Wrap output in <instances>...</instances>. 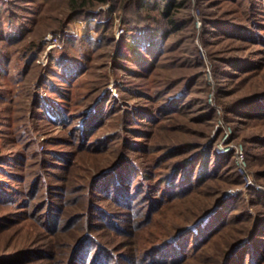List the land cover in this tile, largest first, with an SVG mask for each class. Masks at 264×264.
Segmentation results:
<instances>
[{
  "label": "rangeland",
  "instance_id": "374dc122",
  "mask_svg": "<svg viewBox=\"0 0 264 264\" xmlns=\"http://www.w3.org/2000/svg\"><path fill=\"white\" fill-rule=\"evenodd\" d=\"M138 2L111 0L106 5L90 8V15H72L68 0H0V157L5 158L0 160V193L7 192L4 198H9L0 199V218L7 213L12 218V222L7 220V226L0 228L2 261L73 264L71 254L77 237L89 228L97 242L106 245L113 254L114 259H110L109 264H134L131 260L139 239L136 230L146 219L148 205L136 201L135 207L122 218V228L118 230L107 225L111 218L107 222L102 209L115 212L120 207L103 193V186L99 183L90 191L84 189L90 187V181L98 176L102 167H109L121 155L130 156L139 166L143 165L144 153L138 150L141 146L137 142L158 133L159 122L165 123L160 128L158 143L165 144L166 136L173 129L184 127V131L189 132L185 138L194 143L206 141L201 135L209 129L210 140L216 141L217 154H227L224 148L230 146L237 158V149H242L252 185L240 184L235 164L231 163L222 171L225 178L236 183H232L223 197L240 203L245 201L251 213L256 212L258 207L251 206L250 202L253 191L264 195V180L258 179L255 173L264 170L261 167L264 145H247L242 139L251 140L248 127L259 122L242 117L241 114H246L242 112L250 111L246 107L239 115L226 117V105L251 94V83L264 81L260 76H249L253 65L245 62L262 60L259 51L264 46L262 39L258 41V34L219 29V33L233 32L222 36L214 31L218 29L213 24L232 21L242 27L249 26L258 7H252L250 0H187L179 18L180 23L185 24L187 20L190 23L167 40L155 68L142 77L141 73L132 72L133 69L141 71L133 61L138 57L122 45L124 39L136 38L139 34L133 30L147 22L143 21L146 10L140 11ZM261 18L264 24V11ZM141 45V51H145L146 47ZM237 58L245 59L239 62L249 66L233 74L227 64ZM74 64L80 69L66 83L61 77L66 78V70ZM218 70H226L231 76L218 77ZM130 91H134L135 96H131ZM145 91L150 96L158 91L156 98L173 92L184 97L188 91L190 97L181 99L179 106L191 122L180 114L172 116L174 119L156 118L155 122L138 117L133 112L139 105L149 107L151 104L137 96ZM108 94H111L110 100L96 113L98 122L92 117L86 126L84 121L74 120L83 106H95ZM165 98L162 96L159 104ZM56 100L65 101L64 112L73 113V117L50 121L45 108L53 107ZM199 100L206 104L198 103ZM187 105L194 111L189 113ZM197 108L199 112L204 110L205 116L215 113L216 118L200 123L204 116H201L203 113L196 115ZM237 119L246 120L250 125L239 123ZM84 124L85 128L93 126L89 133L83 134L90 136L87 143L83 142L80 131V135L75 133ZM261 128L259 132H264V127ZM90 132L95 133L90 135ZM103 150L107 154L100 155ZM142 180L151 184L147 178ZM29 201L30 206L24 207ZM56 201L60 202L57 207L61 216L54 232L56 228H52V223L54 226L57 219L48 217V206L49 202L53 205ZM71 215L74 219L70 220H75L72 225L67 223ZM132 221L133 224L138 221L137 226L132 227ZM94 247L95 244H91L88 252L95 250ZM88 252L81 260L77 257L76 262H90Z\"/></svg>",
  "mask_w": 264,
  "mask_h": 264
},
{
  "label": "trees",
  "instance_id": "16d2710c",
  "mask_svg": "<svg viewBox=\"0 0 264 264\" xmlns=\"http://www.w3.org/2000/svg\"><path fill=\"white\" fill-rule=\"evenodd\" d=\"M110 1L68 0V6L71 12L74 13L72 15H81L82 13L90 15V8L106 5ZM186 1L139 0L137 7L140 11L146 10L147 15L143 16V21L147 22L145 26L133 30L134 33L138 32L139 34L136 38H126L128 40L124 39L122 42V45L129 53L138 57V60L135 58L133 61L137 67L141 68V71L133 69V74L139 72L142 77L147 76L146 72L155 68V63L161 59L162 47L167 40L177 33L182 26H185L187 22L190 23L188 20L185 24L180 23L181 18H179L181 9L184 8ZM250 1H252V7H258V9L254 12L249 26L242 27L232 21H218L213 24L216 27L215 29H218L214 31L219 33V29H238L243 33H255L259 35L258 41L262 39V46H264V37L261 38L260 36L264 31V24L261 21V14L264 11V7L261 5L262 3L264 4V0ZM153 12L157 14L152 15ZM190 21H193V19ZM224 26L227 28H222ZM239 31L236 33H242ZM227 33L233 32L224 30V33L219 34L226 36ZM141 43L146 47L145 51H141ZM259 52H261L262 60L247 59L245 62L250 61L249 65H253V71L249 76H260L264 80V48ZM242 60L245 59H233L232 62L227 64L230 66L231 73H238L241 67H245L246 63L239 62ZM79 69L80 66L74 64L68 71L66 70L67 77L64 78L63 76L61 79L68 83L70 77ZM220 71L218 70L217 72L218 77L231 76L230 73L227 74L228 72H225L226 70H223L224 72ZM254 84L251 83L249 86V89H252L251 94H246L243 98L235 102L233 100L226 105V117L233 118V116L229 115H239L242 108H249V112L247 110V112H242L246 113L241 114L242 117L253 118L255 120L251 121L259 122V125L253 124L248 127V134L252 136V139L247 140L245 138L242 141L246 142L247 145H264V132H259V130H262L261 126L264 127V89L262 88L264 87V81L260 80L257 84ZM203 92L206 93L207 91L204 90ZM134 93V91H130L131 96H135ZM140 93V95H137L138 97H144L151 102L149 107L147 104H142L133 112L141 119L155 122L156 118H160L162 121L164 116H167V119H174L172 116L180 114L184 116L188 123L191 122L190 118L181 112L182 106H179L181 105V99L190 97L188 91V94H185L184 97L177 96L174 92L171 95L164 93L162 96L166 98L160 104L159 101L162 96L156 98L158 91L151 96L146 91ZM110 95L108 94L103 100L101 98V102L98 104L96 102L97 105L95 104V106L90 104V106H83L79 114H76L74 120L84 121L86 126L90 122L89 118L93 117V121L98 122L99 115H96L98 108L104 107V103L110 100ZM198 103L206 104V101L199 100ZM66 104L63 100H56V104L53 107L47 106L45 108L47 118L50 121H58L67 116L69 118L73 117V113L64 112ZM187 108L189 113L194 111L190 105H187ZM174 112L175 114H172ZM62 113L65 116H62ZM195 113L196 115L203 113L201 116L204 117L201 118L200 123H205L204 120L213 121L216 118L215 113L205 116V111L201 109L199 112L198 108ZM236 121L250 125L246 120L237 119ZM164 123L159 122L157 124L158 133H154L152 136L147 135V140L144 142H137L141 146L138 150L144 153L143 165L139 166L138 162L134 161L130 156L121 155L109 167H102L98 176L93 177L92 181H90V187L84 189L90 191L93 186L100 183L104 188L102 190L103 193L107 194L106 196L111 199L110 201L120 207L115 212L105 207L102 209L105 212V220L109 222V218H111L112 223L110 222L107 225H112L114 229L117 228L119 230L122 228V218L128 215L129 210L135 207L136 201H140V205L143 203L148 205L145 214L146 219L139 223L136 230V236L138 235L139 239L136 249H134L136 252L132 256L131 261L134 264H264V195L252 190L253 198L250 205L258 207L254 214L251 213L245 201L240 203L239 200H228L223 197L224 192L232 186V183H236L231 178L224 177L222 171L224 167L226 169L230 167L231 163H234L235 175L241 181L240 184H244L238 172L235 150L227 154H217L216 141L210 140L209 129L206 130V134L201 135V139L207 140L199 143H194L189 138H185V135H188L189 132L188 130L184 131V127L173 129L167 136L165 134L167 139L165 144L158 143V138L162 133L160 128H162ZM86 126L84 124V126L78 127L77 131H75L76 134L79 131L81 132L85 143L89 142L90 136L89 134H86L88 136L83 134L89 133L90 129L93 128L91 124L85 128ZM207 127L211 128V125L208 124ZM91 133L94 134L95 132H90V135H93ZM102 152L104 153L100 152L99 154L106 153L105 150ZM177 154L182 155L176 158L175 155ZM3 159L5 158L0 157V160ZM261 165V167H264V162ZM255 173L258 179L264 180V170L256 171ZM73 174L74 172H72ZM142 178L149 179L151 184H147ZM36 184L35 180L32 186L33 191H35ZM33 191L32 194L35 193ZM4 193H0L2 201L9 199L4 198L8 195L7 192ZM7 201V203H12L11 200ZM50 202L48 217L53 216L54 219H57V223H54V226L52 223V228H56L55 232L59 227L58 222L61 216L57 207L60 202L56 201L53 205ZM25 203L24 207L30 206V201ZM123 207L127 209L124 210L125 212L122 210ZM9 214L7 213V216L0 218V228L7 226L5 221L8 220L10 222L12 220ZM73 215L67 220V223L71 225L75 221L70 220L74 219ZM154 215H157L156 218H154ZM130 216L133 217L134 215L130 214ZM137 222L133 224L132 221V227L137 226ZM84 231L77 237L74 245L73 253L71 254L73 264H75L76 259H83V255L88 252V247L91 244H95V250L88 252V256L90 255L92 260L87 264H109V260L113 258L110 249L106 245L98 243L99 241L91 229L86 228ZM79 252L81 253L80 255L78 254ZM7 263L12 264L11 261H2L0 258V264ZM76 264H79V260Z\"/></svg>",
  "mask_w": 264,
  "mask_h": 264
},
{
  "label": "built area",
  "instance_id": "2783aa9c",
  "mask_svg": "<svg viewBox=\"0 0 264 264\" xmlns=\"http://www.w3.org/2000/svg\"><path fill=\"white\" fill-rule=\"evenodd\" d=\"M231 149L232 148L230 146L224 148L226 152H229ZM236 155H237V163H238V172L241 175L245 186L250 187L252 185V178L246 168L245 153L243 152L242 149H237Z\"/></svg>",
  "mask_w": 264,
  "mask_h": 264
}]
</instances>
